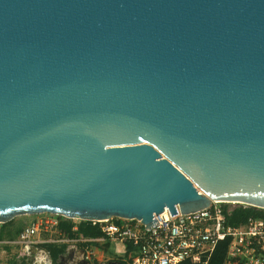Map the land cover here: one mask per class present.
I'll use <instances>...</instances> for the list:
<instances>
[{
    "label": "water",
    "instance_id": "water-1",
    "mask_svg": "<svg viewBox=\"0 0 264 264\" xmlns=\"http://www.w3.org/2000/svg\"><path fill=\"white\" fill-rule=\"evenodd\" d=\"M211 202L264 209V0H0V223Z\"/></svg>",
    "mask_w": 264,
    "mask_h": 264
},
{
    "label": "built area",
    "instance_id": "built-area-1",
    "mask_svg": "<svg viewBox=\"0 0 264 264\" xmlns=\"http://www.w3.org/2000/svg\"><path fill=\"white\" fill-rule=\"evenodd\" d=\"M221 203L226 202H211L207 208L172 217H169L165 209L154 215V222L149 228L136 219L123 221L117 217L102 221L78 219L76 223L88 221L93 226L97 225L100 234L98 236L79 234L73 238L40 239L39 233L49 236L58 233L60 221L58 219L60 215L40 213L15 237L1 238L0 246H18L14 254L15 259L18 263L23 261L26 264L29 262L36 264V259L32 257L40 244L79 242L83 244L80 259L89 260L94 256L93 244L112 241L124 246L123 264H210L217 245L226 241L222 264H264V216H249L243 222L230 224L228 216L231 208L222 207ZM72 229L76 230V226ZM45 252L48 257V251ZM0 264L4 263L0 261ZM38 264L46 262L39 261ZM48 264H52L51 260H48Z\"/></svg>",
    "mask_w": 264,
    "mask_h": 264
},
{
    "label": "rangeland",
    "instance_id": "rangeland-1",
    "mask_svg": "<svg viewBox=\"0 0 264 264\" xmlns=\"http://www.w3.org/2000/svg\"><path fill=\"white\" fill-rule=\"evenodd\" d=\"M231 205V204H230ZM36 215H18L15 216L13 219L6 223H0V234H5L7 237L14 236L18 233L19 230L23 229L30 220L35 218ZM60 217L67 219L64 216H59L58 219L60 220ZM73 221H78V219H72ZM124 219H121L123 221ZM38 237L40 239H47V237H54V234L52 233L51 236L45 233H39ZM1 239V238H0ZM66 253L63 256V259L59 260L58 264H79L78 260L81 257V252L83 250V244L79 242L72 243H66ZM76 249L78 251V254L74 256L72 254L71 249ZM17 247H4L0 246V261L4 264H26L25 262L18 263V260L15 259V252L18 250ZM93 251L94 256L90 258L89 260H84L81 264H107L109 262L117 261L122 263L123 260H125L124 257V246L121 243H118L116 241H112L111 243H103V244H93ZM50 260V259H49ZM27 264H31L30 262ZM48 264V261H47ZM53 264V263H52Z\"/></svg>",
    "mask_w": 264,
    "mask_h": 264
},
{
    "label": "trees",
    "instance_id": "trees-1",
    "mask_svg": "<svg viewBox=\"0 0 264 264\" xmlns=\"http://www.w3.org/2000/svg\"><path fill=\"white\" fill-rule=\"evenodd\" d=\"M221 206L225 208L230 206L231 210L230 215L228 216V222L230 224H238L239 222H243L249 216H264V209L254 208L252 206H244L242 204L230 205L229 203H221ZM74 226H76V230L72 229ZM20 231L21 230H19L18 233ZM79 234H83L85 236H98L100 234V231L97 225L93 226L88 221H79L78 223H76L72 219H64L60 217V221L58 223V233H54V237L73 238ZM16 235L14 234V236L12 235L7 237L5 234H0V238H13ZM226 244V241H223L217 245L211 256L210 264H222L226 250ZM44 247L46 251H48L52 263L58 264L59 260L63 259V256L66 253L67 244L45 243ZM126 257L128 258V256Z\"/></svg>",
    "mask_w": 264,
    "mask_h": 264
},
{
    "label": "crops",
    "instance_id": "crops-1",
    "mask_svg": "<svg viewBox=\"0 0 264 264\" xmlns=\"http://www.w3.org/2000/svg\"><path fill=\"white\" fill-rule=\"evenodd\" d=\"M45 251H46V249H45V247H44V244H40V245H38V250L35 251L34 256L32 257V259H33V258L36 259V264H38L39 261H44V260H45V262H46V264H47V261H48L49 259L51 260V258H50L49 255H48L49 258L47 257ZM70 251H72V254H73L74 256H76V255L79 253V250L73 249V247H72V249H71ZM74 251H78V253H77V252H74ZM51 262H52V261H51ZM33 263H35V262H33Z\"/></svg>",
    "mask_w": 264,
    "mask_h": 264
},
{
    "label": "flooded vegetation",
    "instance_id": "flooded-vegetation-1",
    "mask_svg": "<svg viewBox=\"0 0 264 264\" xmlns=\"http://www.w3.org/2000/svg\"><path fill=\"white\" fill-rule=\"evenodd\" d=\"M107 264H123V262L122 263H118L117 261H113V262H109Z\"/></svg>",
    "mask_w": 264,
    "mask_h": 264
}]
</instances>
